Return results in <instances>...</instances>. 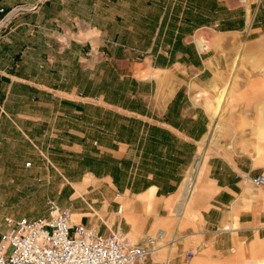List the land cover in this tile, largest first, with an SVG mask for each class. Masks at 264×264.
<instances>
[{
  "label": "crops",
  "instance_id": "crops-1",
  "mask_svg": "<svg viewBox=\"0 0 264 264\" xmlns=\"http://www.w3.org/2000/svg\"><path fill=\"white\" fill-rule=\"evenodd\" d=\"M239 1L235 6L242 14L245 8H259L261 2ZM194 2L0 0V7L5 9L37 6L35 11L15 17L12 28L0 37V101L4 104L11 100L9 92L14 85L27 94L14 95V100L33 103L34 107L38 102L51 103V97L57 93L72 95L62 82V78L66 82L68 72L67 51L61 43L64 39H69L71 50L79 58L77 68L90 63L89 58L85 59L91 54L87 52V43L94 52L96 45L105 46L116 65L130 54V49L154 50L151 69L146 68L149 64L132 65L135 73L151 70L148 78L137 80L138 85L152 89L134 95V88L133 108L122 109L114 97L100 103L98 95L87 98L78 93V98L94 104L95 113L96 103L102 106L108 122L102 133L82 121L88 132L83 133L85 127L76 129V140L70 145H54L48 137L56 135L49 128H44L41 136L32 132L29 136L44 142L47 153L78 162L73 181L79 185L81 194L86 193L94 201H121L119 210L126 205L123 225L113 222L105 227L107 223H93L83 215H72L74 223H84L103 235L121 227L129 237V233L134 236V240L130 238L137 244L155 236L158 230L163 231L155 252L135 264H264V188L254 187L249 180L252 175H264V154L249 155L242 151L229 156L211 155L204 163L205 176L196 183L195 177L203 164L199 161L191 189L187 190L185 177L196 159L199 143L210 128L209 117L191 90L192 84L200 83L198 78L206 73L204 65L197 67L200 64L197 60L202 62L201 51L189 39L197 29L222 21L212 20L211 0H203V16L208 11L205 19L194 21ZM214 6L216 11L235 8L226 0H217ZM180 8L188 13L177 16ZM189 24H194V28L178 29ZM145 40L154 42L153 47L146 48ZM213 105L214 101L209 106L210 118ZM65 106L79 110V105L71 102H65ZM85 115L95 123L101 120L88 110ZM28 116L39 119L35 114ZM8 117L16 120L17 116L0 113V120ZM128 123L132 124L129 132ZM30 157L33 161L29 167L23 166L19 159V162L11 160L1 166L0 175L5 167L11 182L32 179L43 191H51L52 171L42 167L33 154ZM56 167L63 180L70 182L64 168L58 164ZM178 190L180 204L175 202ZM44 212L45 207L0 211V235L9 228L6 219L35 218Z\"/></svg>",
  "mask_w": 264,
  "mask_h": 264
},
{
  "label": "rangeland",
  "instance_id": "rangeland-1",
  "mask_svg": "<svg viewBox=\"0 0 264 264\" xmlns=\"http://www.w3.org/2000/svg\"><path fill=\"white\" fill-rule=\"evenodd\" d=\"M216 2L217 0H211V4H213L210 9L211 18L215 21L222 19V21L197 29L189 39L191 44L201 51V59L204 63L197 60V63H200L197 67L204 65L206 73L204 76L201 75L203 77L198 78L200 83L192 84L191 90L197 102L204 107L209 117L210 128L207 132L208 135L206 134L199 143L196 159L185 177V181L188 183L196 175L199 161L203 164L198 176L195 177V181L196 183L201 181L205 176L204 163L211 155L229 156L242 151L249 155L255 153L257 156H261L264 154V116L262 117L264 111V0H261L257 9L248 8L246 10L245 8L243 14L241 9L235 6L240 4L239 0H226L229 5H233L235 8L228 10L222 8L221 11H216L214 6ZM194 6L196 8L194 21L198 23V21L205 19L208 11L203 16V0H195ZM36 9L37 6L35 5L30 10L20 11L8 24L1 28L0 37L12 28V21L15 17L33 12ZM187 13L185 8H180L176 15L183 16ZM179 28L181 31H185V28H194V24L182 25ZM80 39L82 40V38ZM61 43L67 51L65 59L68 68L67 80L65 82L62 78V82L73 92L72 95L70 93L64 95L57 93L51 97V103L38 102L34 107L33 103H22L14 100V95H27L21 87L14 85L9 92L11 100L4 104L1 102L2 100L0 101V113L3 116H5V112L17 116L16 120L9 117L8 120H0L2 122V126L0 125V172L1 166L8 165L11 160L17 161L19 159L23 166L29 167L33 161L30 155L33 154L36 160L42 164V167L46 166L52 171L53 183L50 185L52 189L51 191H43L42 186L36 181H31L32 179L20 178L19 181L11 182L12 178L4 167V173L0 175V211L31 208L40 210L45 207L44 214L34 216L37 218L48 216L51 208L57 207L68 210L73 216L83 215L92 222L94 221L93 223L95 221L107 223L105 227L113 222H120L123 225V213L126 205L119 210L117 206L121 201H94L86 193L81 194L79 188L77 189L79 185L73 181L76 179L73 170L76 169L75 166L78 162L70 157L55 156L54 152L47 153L45 143L34 141V138L29 136V132L35 133L38 137L44 133L42 131L44 128H49L56 135L48 137V140L52 139L54 145L74 143L76 129L85 127L83 133L88 132L84 123L89 124L90 127L99 128L102 133L103 129L108 128L107 118L101 111L102 106L96 103L97 110L95 113L94 104L91 105L87 103L86 99L78 98V93H84L83 95L87 98L98 95L100 103L114 97L122 109L133 108L131 107V103L134 101L133 94H131L132 90L135 88L134 95H136L142 92H150L152 89L143 84L138 85L137 80L138 78H148L151 70L150 73H145V70L135 73L132 70V65L142 67L144 64H149L146 68L151 69L150 63L152 56L154 57V50L146 52L142 47L136 51L130 49V54L122 58L121 63L124 62L116 65L113 62V55L107 53L105 46L98 47L96 45L94 52L91 45L87 43V52L91 54L87 55L85 59L89 58L90 63H85L84 68L82 66L77 68L80 63L79 58L71 50L69 39H64ZM143 44L146 48H152L154 42L145 40ZM235 53L241 56L237 64L232 65V59L237 55ZM126 60L129 62L127 65ZM55 74L59 73L55 72ZM225 84L228 94L220 111L215 114V97L218 90ZM212 101H214V105L211 109L210 118L209 106ZM65 102L79 105V110L65 106ZM86 110L88 113L96 115L97 118L100 117L99 123H95L90 116H86ZM29 114H35L39 119L32 120L33 118H30ZM21 115L26 116V118H19L18 116ZM131 129L132 124L128 123L126 131L129 132ZM56 164L64 168V172L67 173L66 178H69L70 182L64 181L65 179L61 177L59 169L55 168ZM64 176L66 175L64 174ZM190 183L192 184L193 181ZM179 190L175 198V202L178 204L181 203ZM129 235L134 240V236L130 233ZM147 238L140 245L145 244Z\"/></svg>",
  "mask_w": 264,
  "mask_h": 264
},
{
  "label": "built area",
  "instance_id": "built-area-1",
  "mask_svg": "<svg viewBox=\"0 0 264 264\" xmlns=\"http://www.w3.org/2000/svg\"><path fill=\"white\" fill-rule=\"evenodd\" d=\"M30 9L0 7V31L20 11ZM249 180L254 187L264 188L263 174L252 175ZM6 221L9 228L0 235V264H135L150 256L163 237V231L158 230L140 245L121 227L103 235L74 223L68 210L57 207H52L46 217Z\"/></svg>",
  "mask_w": 264,
  "mask_h": 264
},
{
  "label": "bare ground",
  "instance_id": "bare-ground-1",
  "mask_svg": "<svg viewBox=\"0 0 264 264\" xmlns=\"http://www.w3.org/2000/svg\"><path fill=\"white\" fill-rule=\"evenodd\" d=\"M240 56H241L240 54H237V55L234 56V58L232 59V65H234V64L236 65L237 64ZM227 91L228 90H226V84L221 89L218 90V92L216 94V97H215V106H214V113L215 114H217L220 111L222 103L224 102L225 97L228 94ZM191 185H192L191 183H188V185H187V189H189L188 191H190Z\"/></svg>",
  "mask_w": 264,
  "mask_h": 264
}]
</instances>
